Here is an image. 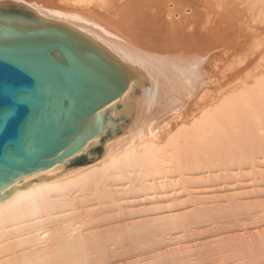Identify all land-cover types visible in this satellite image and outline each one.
<instances>
[{
    "label": "bare ground",
    "instance_id": "obj_1",
    "mask_svg": "<svg viewBox=\"0 0 264 264\" xmlns=\"http://www.w3.org/2000/svg\"><path fill=\"white\" fill-rule=\"evenodd\" d=\"M0 20L130 78L59 153L96 120L80 148L0 182V264H264V226L230 235L264 209V0H0Z\"/></svg>",
    "mask_w": 264,
    "mask_h": 264
},
{
    "label": "water",
    "instance_id": "obj_2",
    "mask_svg": "<svg viewBox=\"0 0 264 264\" xmlns=\"http://www.w3.org/2000/svg\"><path fill=\"white\" fill-rule=\"evenodd\" d=\"M63 50L70 66L52 50ZM129 77L99 51L67 32L0 20V182L44 169L96 134L91 122L124 91Z\"/></svg>",
    "mask_w": 264,
    "mask_h": 264
},
{
    "label": "rangeland",
    "instance_id": "obj_3",
    "mask_svg": "<svg viewBox=\"0 0 264 264\" xmlns=\"http://www.w3.org/2000/svg\"><path fill=\"white\" fill-rule=\"evenodd\" d=\"M255 210H256V211H255L256 213L253 212V214L255 213L256 215H255V214L253 215V214L251 213V214H249V217H248V215L245 216L244 218H242L243 216H240V218H242V219H244V220H247V219H248V220H247V221L239 220L240 222L238 221V223H237L238 225L236 224L238 227H235V228L233 229V231L230 233V235L233 233V234H235V235L238 236V233L241 232L243 228H244L243 231H245V230H249V231H245V232H253L254 229H255V231H259L260 228L262 229V226H264V224H263V223H264V221H263V219H264V217H263V216H264V211H263V210H264V209L262 210V208H258V209H255ZM261 210L263 211V213L261 212ZM260 214H261V215H260ZM262 214H263V215H262ZM252 215H253V216H252ZM257 216H258V217H257ZM260 216H262V217H261L262 219L260 218ZM254 217H255V220H256V221L254 220ZM245 218H247V219H245ZM251 218H252V220H253V224H254V222H256L253 226L250 225V223L252 224V222H251ZM256 218H257L258 220H257ZM230 219H231V218H229L228 220L230 221ZM260 220H261V221H260ZM243 221H244V226L246 225L245 227L243 226ZM249 221H250V222H249ZM259 221H260V222H259ZM257 222H258V223H257ZM239 223L242 224V226H239V225H240ZM245 223H246V224H245ZM231 224H233V222H232V223L229 222V226H230ZM248 224H249V225H248ZM261 224H262V225H261ZM227 225H228V224H227ZM247 225H248V226H247ZM240 227H241V228H240ZM258 227H259V228H258ZM237 228H239V229H237ZM256 228H257V230H256ZM263 228H264V227H263ZM240 229H241V230H240ZM236 231H237V232H236ZM243 231H242V232H243ZM245 232H243V233H245ZM240 234H242V233H240ZM235 235H233V236H235ZM237 236H236V237H237ZM209 240H210V238L205 239V240H202V242H201V240L199 239V240H198L199 242L196 241V243L198 242L199 244H200V243H204V244H205V243H207V241H209ZM194 243H195V241L192 242V243L186 244V245H193ZM206 245H207V246L204 245V247L201 246V248H202V247L205 248V249L211 248L210 243H209V244H206ZM207 247H208V248H207ZM203 250H204V249H203ZM245 258H246V257H245ZM251 258H252V257H251ZM258 258H260V257H258ZM258 258L254 256V258H253L251 261H253L254 259H255V260H256V259L259 260ZM262 258H264V257H262ZM134 259H135V258H134ZM134 259H133V260L130 259L129 261L127 260L128 262H127V261H125V262L122 261V262H119V263L116 262V264H128V263L130 264V263H132V261H136V260H134ZM243 259H244V258H243ZM247 259H249V258H247ZM260 259H261V258H260ZM228 260H234V259H233V258H232V259L229 258ZM243 261L245 262L246 259H244ZM243 261H241V262H243ZM241 262H240V263H241ZM235 263H238V262H235ZM248 263H249V262H248ZM250 263H251V262H250ZM114 264H115V263H114ZM228 264H229V263H228ZM232 264H233V263H232ZM242 264H244V263H242ZM245 264H247V263L245 262Z\"/></svg>",
    "mask_w": 264,
    "mask_h": 264
}]
</instances>
